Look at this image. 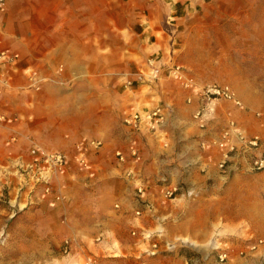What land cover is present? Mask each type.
I'll return each instance as SVG.
<instances>
[{"label": "crops", "instance_id": "0c3cea01", "mask_svg": "<svg viewBox=\"0 0 264 264\" xmlns=\"http://www.w3.org/2000/svg\"><path fill=\"white\" fill-rule=\"evenodd\" d=\"M207 1L9 0L0 8V51L16 58L10 68L0 64V113L13 119L0 124V201L9 205L12 215L24 211L25 217L34 211L27 224L29 232L34 227L33 235L50 240L61 232L65 238L74 237V247L66 255L70 262L182 264L183 255L147 256L144 250L149 245L142 246L132 234L137 226L157 230L154 220L134 214L136 182L125 175L135 167L133 147L144 159L136 168L149 186L146 196L155 201L170 235L207 234L210 224L217 223V210L204 199L217 192V178L223 176L217 166L219 152L203 150L199 144L220 134L224 126L217 129V120L227 118L224 111L201 129L193 119L195 106L185 101L187 90L169 82H161L158 89L143 85L130 89L122 82L133 77L142 56L164 45L156 31L205 10ZM255 25L264 28V16ZM160 101L174 104L167 140L124 124L130 112ZM91 138L103 139L104 146L91 155V169L82 170L75 145ZM31 139L68 152L67 169L52 183L64 200L45 195L44 185L32 181L21 189L26 181L19 166L31 160ZM119 149L126 162L116 158ZM161 172H171L170 181L182 180L200 190V197L164 201V185L157 183ZM117 203L120 208H115ZM64 212L69 225L62 223ZM65 238L57 240L61 250Z\"/></svg>", "mask_w": 264, "mask_h": 264}, {"label": "rangeland", "instance_id": "374dc122", "mask_svg": "<svg viewBox=\"0 0 264 264\" xmlns=\"http://www.w3.org/2000/svg\"><path fill=\"white\" fill-rule=\"evenodd\" d=\"M249 1L208 0L205 10L180 18L177 24H165L156 31L164 45L159 44V51L142 56V62L133 72L146 68L147 60L155 58L162 65L160 79L135 81L129 87L143 85L147 89L158 87L161 82L183 87L180 77L169 76L167 70L173 64L181 65L186 75L201 84L228 83L234 87L245 109L231 105L228 109L234 110L237 120L248 132L263 131L264 125L252 111L264 109V28L255 25L263 19L264 0ZM217 6L227 10L220 11ZM249 20H253V24ZM128 79H123V87H127ZM226 120L220 116L217 129L225 126ZM207 196L205 202L215 212L217 210V223L210 224L207 234L172 236L163 228L166 219L154 220L156 231H163L153 234V241H158L161 248L159 254L183 255V260H179L182 264H264V245L251 249L260 238L264 239V171H237L227 177L220 176L217 192ZM9 208L7 203L0 201V264L76 263L66 258L68 253L61 250L57 241L65 238V233L60 232L50 240L33 235L34 227H30L29 232L27 224L34 211L24 217V211L12 215ZM63 214L62 223L69 225L68 212ZM141 234L139 229L134 236L140 238ZM188 236L202 245L184 243L183 238ZM150 241L140 239L145 247ZM88 243L94 249L93 241ZM168 244L175 245L172 251L163 250Z\"/></svg>", "mask_w": 264, "mask_h": 264}, {"label": "built area", "instance_id": "2783aa9c", "mask_svg": "<svg viewBox=\"0 0 264 264\" xmlns=\"http://www.w3.org/2000/svg\"><path fill=\"white\" fill-rule=\"evenodd\" d=\"M9 0H0V8H5ZM16 63V58L7 51H0V64L4 68H10ZM147 68V69H146ZM146 68L140 69L133 75V79L129 78L126 82L128 88L133 89L132 86L135 81L145 82L146 80L152 81L160 79L162 65L156 61L155 58H149L146 62ZM169 76L180 77L182 89L187 90L185 101L188 104L195 106L193 119L201 129H205L210 121L215 120L219 111L223 109L226 115V125L221 130L217 137L209 140L202 139L200 147L203 150L214 149L218 150L217 166L221 174L225 177L236 173L237 171L243 172H260L264 171V126L263 131L250 133L244 128L236 116L234 110L228 109V106H234L236 109H245L243 101L239 97L236 89L228 83L205 82L199 83L194 77L188 76L181 69V65L173 64L167 69ZM33 79V78H32ZM35 80V79H33ZM8 80H4L7 83ZM34 82V81H33ZM36 84V82H35ZM39 85L35 86L39 89ZM150 89H158V87H149ZM253 116L262 122L264 125V109H257L252 111ZM174 115V104L170 102L160 101L157 104L149 107L138 108L123 118L126 126H129L135 132H148L152 136L159 139H166L168 131L166 127L170 117ZM11 117L7 114L0 113V124L12 121ZM165 137V138H163ZM14 141L15 137L12 138ZM167 140V139H166ZM31 145L29 148V155L31 160L27 163H22L18 172L23 175V182L26 184L21 185L24 189L29 181L34 185H44V194L52 195L56 201L65 199V195L55 190L53 179L62 174L68 167L70 162L68 152L64 150L48 148L35 140H30ZM165 146L169 142L164 143ZM104 146V140L99 138L84 139L75 145L76 149V162L80 169L90 170L92 167L91 155L98 154ZM132 163L135 165L129 168L125 175L134 179L136 182V194L134 196V203L136 208L134 214L136 218L149 217L152 220H163L158 215V209L155 201L146 196L149 186L143 180L140 171L136 165H141L144 162L143 156L137 147L130 149ZM115 156L120 162H126L127 156L121 149L115 151ZM171 172H161L158 178V184L164 185L162 192V199L164 201L174 200L183 197L187 200H192L200 197L201 191L195 188L188 187L182 180L170 181ZM120 203L115 205V208H120ZM141 229L140 239L151 240L149 246L144 250L147 256H156L161 251L158 241H153V234H158L162 231L151 232L148 229L135 227L132 231L133 235L138 233ZM163 232V231H162ZM74 237H67L63 241L64 252L70 253L75 244ZM185 243V241H183ZM146 243V242H145ZM264 245V239L260 238L256 244H253L251 249H255ZM175 247L174 244H168L166 249L172 251ZM224 258V255L221 256ZM142 264H145L143 262ZM160 264H167L162 262Z\"/></svg>", "mask_w": 264, "mask_h": 264}, {"label": "bare ground", "instance_id": "6f19581e", "mask_svg": "<svg viewBox=\"0 0 264 264\" xmlns=\"http://www.w3.org/2000/svg\"><path fill=\"white\" fill-rule=\"evenodd\" d=\"M107 240V239H106ZM183 241H185V242H188L189 244H191V245H194V246H199V245H202V244H199L197 241H194V240H191L190 239V237L188 236V237H185V238H183ZM215 243V242H214ZM97 244V243H96ZM100 244V243H99ZM115 244V243H114ZM103 245V244H102ZM106 245V244H105ZM116 245V244H115ZM117 245H118V243H117ZM116 245V246H117ZM112 246V245H111ZM120 252V251H119ZM70 264V263H69Z\"/></svg>", "mask_w": 264, "mask_h": 264}]
</instances>
